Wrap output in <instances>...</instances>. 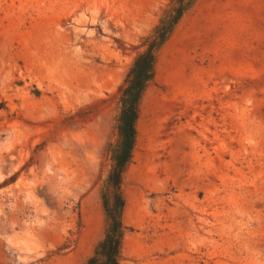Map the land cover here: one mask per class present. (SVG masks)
<instances>
[{"label":"rangeland","instance_id":"374dc122","mask_svg":"<svg viewBox=\"0 0 264 264\" xmlns=\"http://www.w3.org/2000/svg\"><path fill=\"white\" fill-rule=\"evenodd\" d=\"M172 0H0V264L106 230L119 88ZM121 264H264V0H195L157 54Z\"/></svg>","mask_w":264,"mask_h":264},{"label":"trees","instance_id":"16d2710c","mask_svg":"<svg viewBox=\"0 0 264 264\" xmlns=\"http://www.w3.org/2000/svg\"><path fill=\"white\" fill-rule=\"evenodd\" d=\"M195 0H172L160 23L144 43V50L135 57L123 84L119 88V113L116 117L117 139L109 144L111 168L102 188L106 215V230L94 253L81 264H121L124 238L122 192L123 176L130 165L137 141V121L143 94L154 78L157 54L176 25Z\"/></svg>","mask_w":264,"mask_h":264}]
</instances>
